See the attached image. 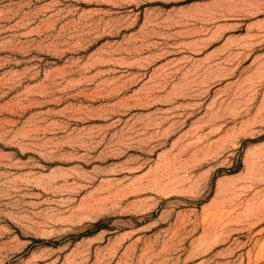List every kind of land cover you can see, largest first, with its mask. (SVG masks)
Masks as SVG:
<instances>
[{
	"label": "rangeland",
	"instance_id": "obj_1",
	"mask_svg": "<svg viewBox=\"0 0 264 264\" xmlns=\"http://www.w3.org/2000/svg\"><path fill=\"white\" fill-rule=\"evenodd\" d=\"M0 264H264V0H0Z\"/></svg>",
	"mask_w": 264,
	"mask_h": 264
}]
</instances>
